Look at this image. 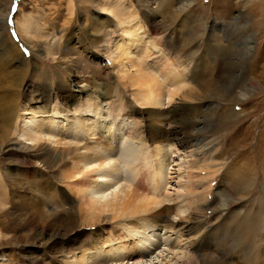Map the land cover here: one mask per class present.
<instances>
[{"label": "rangeland", "instance_id": "1", "mask_svg": "<svg viewBox=\"0 0 264 264\" xmlns=\"http://www.w3.org/2000/svg\"><path fill=\"white\" fill-rule=\"evenodd\" d=\"M120 22L139 23L141 41L150 48L140 56L133 49L134 60L161 80L162 66H181L197 99L179 94L168 103L174 85L165 81L159 105H147L138 86L123 80L121 61H113L124 43ZM7 47L16 54L6 58ZM125 64L133 72L132 63ZM205 83L210 90L201 89ZM16 98V113L28 108L59 125L103 118L106 128L125 126L123 142L140 150L142 158L126 164L121 174L126 178L114 183L112 193L135 182L134 171L153 167L164 153L161 192L168 193L177 212L191 196L189 173H201L193 165L211 162L214 173H202L204 186L196 191L207 203L204 220L215 227L211 250L221 248L226 264H264V0H0V103ZM230 112L236 120L227 123ZM38 119L28 121L33 125ZM17 124L0 121V264H77L80 251L106 241L115 228L130 230L132 220L119 224L108 216L106 223L88 224L71 216L79 205L63 182L69 163L45 164L28 156L35 151L60 156L54 153V137L31 148L33 143L14 135ZM130 129L138 137L131 138ZM62 132L72 146L90 140L81 130ZM92 192L97 199L112 195ZM255 223L253 236L248 231ZM140 224L135 238L150 230ZM155 232L164 240L177 238L173 232L165 235L163 227ZM184 243L168 250L161 240L140 260L106 264H176L185 256Z\"/></svg>", "mask_w": 264, "mask_h": 264}, {"label": "bare ground", "instance_id": "2", "mask_svg": "<svg viewBox=\"0 0 264 264\" xmlns=\"http://www.w3.org/2000/svg\"><path fill=\"white\" fill-rule=\"evenodd\" d=\"M110 13L112 14L114 12L110 11ZM3 18L6 20V14L2 16V19ZM138 24L125 26L124 22H120L121 34L123 37L122 41L124 43L117 46V52L113 61H121L120 66H124L123 80H127L128 82L132 81L135 83V86H138L140 89V91L138 90L140 96H145L144 98L147 100V105H159L161 96L166 94L163 89L165 81L166 83L169 81L171 85H174L169 91L168 103L174 102V96L179 94H182L184 98L187 97V99H195L194 89L189 83H187V75L184 73V70H180L179 67L181 66L178 68H171V65L169 64L162 66L160 68V71L162 72L161 74H163L161 80L158 75H156L157 72L155 74L151 69L143 66L144 63L134 60L135 58H133V55L131 56V54H133V49L136 50V56H140L142 53L145 55L146 53L151 52L146 42L141 41L142 38L139 32L141 28H139ZM24 29H26V27ZM25 32L28 34V31L25 30L24 33ZM14 54H16V52L8 47L4 52L6 58H9L8 56L12 57ZM126 60L132 63V67H135L133 72H129L130 68L129 70H126L127 67H130L125 64ZM177 80L179 82L175 84L174 82ZM180 81L183 82L180 83ZM260 84H258V86H260ZM201 89L205 91L210 90V84L205 83ZM17 100L18 99L16 98L11 99L9 103L6 101L0 103V121L9 125V127L10 124L15 121L19 123V125H16V130L19 134L14 132V135H22L21 137H23L25 142L28 141L27 144L33 143L32 145L34 146L31 145V148L39 146L38 144L41 142H47L50 139V136L54 137L53 144L56 145L57 148L59 147L62 149L59 151V149L56 148L54 153H61L60 156H58V154L52 155L39 151H35L33 154L29 152L28 156L40 159L45 164L50 162H63V164L69 163V174L67 173V175H65V180L63 182L70 187L79 205L78 212H72L71 216L77 214L80 217V220L85 221L88 224L106 223V218L108 216L110 218L109 220L113 222L117 221L119 224L124 222V220H132L130 223H133V226L129 228L130 230H126L127 233L124 229L119 228L121 229L119 230L115 228L112 232H109L110 237L107 238L106 241L93 244L80 251V257L75 261L77 264H103V262L106 264V262L109 263V260H115L117 262L127 259L132 261L134 258L140 260L153 253L161 240L166 241V244L169 245L168 250H173L176 246L181 248L183 241H186V243H184V245H186L185 256L181 257L176 264H226L224 263L225 261L223 258H221V248L218 247L217 249L211 250L210 236L215 227L214 224L212 225V223L204 220V212L207 208V203L205 200L204 203L201 196L199 197V195L196 194V191L204 186L202 182L205 178H203L204 175L202 173H214L211 162L207 164L208 161L206 160L193 165L192 168L196 171L198 169L201 170V173H189L190 184L187 189L191 196L186 201L187 205H185V207H179L177 212H175L173 204H171L172 200H169L170 197L168 193L163 197V191L161 192L166 173L164 162L168 158L164 153H162L160 159L157 160V162H159L156 165L154 164L153 167L143 166L139 171L138 169H135V176L133 177L135 182H131V185L128 184L129 186L126 184L128 186L126 188V185L124 184L125 186L122 185L123 187H121V189L119 187L117 192L112 193L116 191L112 190L115 187L114 183L119 181L122 182L123 178H126L127 173L121 175L123 172L122 169L125 170L128 166L126 164H132L139 160L138 158H142L140 150L130 146L129 142H123L125 136L123 132L125 133L126 131V129H124L125 126L120 122L118 124L109 123L108 128H106L107 125H102L104 122L103 118L95 121L80 120L77 123L74 121L59 125L58 123L60 122H55V118H50L47 114H43L44 116L42 117H36V113L28 110V108H22L20 113H16L17 110L14 108V102H17ZM158 117L161 118L162 116ZM36 118H39L38 122L30 125L29 121ZM226 118L227 119L224 120L227 121V123L236 120L235 114L231 112ZM203 122H205V120ZM66 127L71 130H81L86 133L90 138L89 142L85 143L81 148L79 146H72V144H70L71 142H69L70 140H67L68 136L62 132ZM104 128L107 130L102 134ZM202 128L201 130L199 129L201 132ZM134 131L133 129H130L132 135L131 138L138 137V134L136 135V132ZM205 139L206 137H203V140ZM64 140H67V142ZM92 140H94V142L90 143ZM115 141L119 145H114ZM205 146H208V144H205L204 147ZM14 150L15 149L12 148L9 151L3 152V154L10 155V152ZM18 153L22 154L21 152ZM157 155L158 154H156V156ZM115 157L117 158L115 159ZM113 161L114 163H112ZM119 161H121L123 166H121V163H118ZM145 168H148V170H145ZM209 168L210 170H208ZM203 169L211 172L206 170L205 172H202ZM142 179L144 180V183H142ZM240 181H242V179ZM140 183H142V185ZM243 186L241 187L238 185L237 188L242 189ZM92 190L104 192L105 196L108 194L112 195L111 197H108L109 199L106 197H103L104 200L103 198L97 199L95 198L97 194L95 195ZM105 191H110V193L108 192V194H106ZM92 194L95 196H92ZM174 213L175 216H178V219L175 217L171 218ZM140 223L142 224L141 227L144 225L145 229L150 228V230L147 232L143 230L142 233L144 234L141 233L135 238L136 235H134V233ZM256 225V223L250 225V230L252 231L249 230L248 234L251 232L253 236L256 235L258 232ZM160 227H163L167 231L165 235L168 232H173L177 235V238L173 240L172 237L168 235L165 237V240L162 239V237L155 232ZM149 232H151V234H148ZM185 235L187 236L185 237ZM250 236L252 237V235ZM114 244L116 248L113 249L112 245L114 246ZM241 244L242 243L238 244L239 247L242 246ZM238 245L232 249L238 248ZM191 249L192 251L190 252ZM152 250L154 251L152 252ZM224 258H226V256ZM227 258L228 262L233 259L232 256ZM164 259L165 258H163V260ZM116 262L115 264H118Z\"/></svg>", "mask_w": 264, "mask_h": 264}]
</instances>
